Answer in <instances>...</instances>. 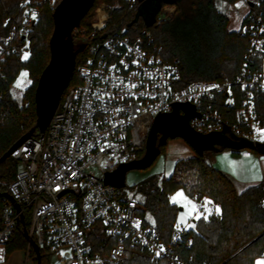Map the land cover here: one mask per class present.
<instances>
[{
	"label": "built area",
	"instance_id": "obj_1",
	"mask_svg": "<svg viewBox=\"0 0 264 264\" xmlns=\"http://www.w3.org/2000/svg\"><path fill=\"white\" fill-rule=\"evenodd\" d=\"M57 1L22 0L21 19L11 16L14 24L0 41V65L7 55L19 52L18 39H28L42 6L55 8ZM240 1L246 21L239 28L249 43L240 73L234 80L188 83H183L179 64L164 56L151 30L132 35L126 28H107L110 9L105 4L97 8L91 28L81 30L80 42L87 46L76 62L77 82L65 89L46 131L27 139L11 155L17 162L9 192L15 201L1 196L0 261L21 228L49 264H119L132 248L147 250L168 264H195L181 252L192 245L187 225H175L170 238L163 239L145 216L144 203L105 177L122 163L140 158L156 116L172 111L176 102L195 105L198 113L191 126L200 133L227 126V135L264 142L257 108L264 69L263 64L250 63L264 60V15L252 11L260 0ZM127 2L134 7L137 0ZM175 11L176 5L166 4L162 19ZM223 94L228 110L238 98L232 117L220 110L218 97ZM197 208L205 211L207 205L198 201ZM31 249L28 241L27 256L34 260Z\"/></svg>",
	"mask_w": 264,
	"mask_h": 264
},
{
	"label": "trees",
	"instance_id": "obj_2",
	"mask_svg": "<svg viewBox=\"0 0 264 264\" xmlns=\"http://www.w3.org/2000/svg\"><path fill=\"white\" fill-rule=\"evenodd\" d=\"M225 1L234 3L237 0ZM21 2L22 0H0V41L14 24L11 16L21 19ZM95 2L92 8H95L97 0ZM117 2L110 8L111 19L107 28H126L132 35L145 28L151 30L156 41L161 44L164 56L179 64L183 83L207 79L234 80L240 73L249 46L247 36L240 28L229 29V17L217 8L214 0H160L151 19H147L139 11L138 0L134 7L127 0ZM166 4L176 5V11L172 17L158 20ZM53 11L54 8L48 3L42 6L28 39L19 37V52L7 55L0 65V157L36 124L35 90L50 59L49 41L54 30ZM252 11L264 15V0L256 3ZM90 12L82 19L81 25ZM245 21L246 18L242 23ZM91 23L88 24V30ZM24 48L29 50L27 59L22 56ZM82 54L80 52L77 55V62ZM250 63L262 67L263 59H255ZM22 66L28 68L32 80L24 96L28 99V104H21L11 92V84ZM75 77L77 75L74 72L70 84ZM236 91L239 98L240 89L236 88ZM218 98L221 100L220 110L232 117L238 98L235 106L229 110L224 102L226 94ZM257 108L264 122L263 91L257 92ZM28 112L29 116L26 115ZM164 146H161L162 151ZM16 175L17 162L10 156L0 164V193L10 192ZM179 186H183L197 202L208 198L220 210L219 214L214 209L208 216L201 215L199 219H192L193 227L189 230L193 237L192 245L181 251L186 257L192 256L195 264H255L257 257L264 256V208L261 206L264 181L240 191L233 178L208 161L204 152L179 160L168 177L159 179L152 176L143 180L139 190L146 209L144 214L146 217L147 213L152 216L153 221L147 219L155 225L165 240L174 231L179 211V206L171 201L169 194ZM2 202L0 196V225ZM27 244L25 233L18 228L15 239L7 245L5 257L0 264H5L13 251L26 248ZM30 254L37 264L36 251L31 249ZM42 264H45L44 258ZM119 264L168 262L165 259H154L147 250L132 248L126 260Z\"/></svg>",
	"mask_w": 264,
	"mask_h": 264
},
{
	"label": "water",
	"instance_id": "obj_3",
	"mask_svg": "<svg viewBox=\"0 0 264 264\" xmlns=\"http://www.w3.org/2000/svg\"><path fill=\"white\" fill-rule=\"evenodd\" d=\"M95 1L61 0L54 8V30L49 41L50 59L39 77L35 90L36 124L0 157V164L9 158L27 139L35 135L36 131L37 133L46 131L60 104L62 95L73 77L77 55L87 46L85 42L75 44V30L81 25L82 19L91 10ZM159 1L157 0L158 3ZM138 17L139 14H137ZM197 113L194 104L176 102L172 111L157 115L147 137L144 156L122 163L116 170L106 174L105 181L118 187L126 186L127 172L131 169H145L151 166L161 154V146L166 145L170 138H183L198 153L215 148L218 144L235 150L264 148V143L255 144L247 139L232 138L226 134L229 129L227 126L222 131L210 134L196 131L191 126V119ZM0 196H6L15 201L9 192L0 193ZM16 205L19 207V204ZM24 233L36 251L37 264H42V256L37 244L26 229Z\"/></svg>",
	"mask_w": 264,
	"mask_h": 264
},
{
	"label": "rangeland",
	"instance_id": "obj_4",
	"mask_svg": "<svg viewBox=\"0 0 264 264\" xmlns=\"http://www.w3.org/2000/svg\"><path fill=\"white\" fill-rule=\"evenodd\" d=\"M214 1L217 8L229 17V29H238L242 22V15L244 13L241 11L242 1L237 0L234 3H230L225 0ZM117 3V0H97L95 8L90 10L91 12L80 26V30L75 33V44L81 43L80 40L83 36L81 33L82 28L88 29V24L96 20L98 7L105 4V6L110 9ZM157 7V0H138V9L147 19L152 18L153 14L157 10ZM163 16L164 15L160 13L158 20L162 19ZM22 56L23 58H25V56L28 58L29 50L24 48ZM24 73H27V75L24 76ZM31 82L32 80L28 68L22 66L11 84V92L21 104H28L29 102L28 99L24 98V96L26 94V88L31 84ZM75 82H77V78L73 80V83L71 84H74ZM26 115L29 116L30 113L28 112ZM228 135L232 138H237L232 134V132H229ZM197 153L198 152L183 138H170L168 143L164 146L161 154L156 158L151 166L145 169H131L127 172L126 186L123 187L124 193L142 201L143 195L139 190V186L143 180L152 176H156L159 179H162L163 176L168 177L173 173L179 160L194 157ZM204 153L208 161L212 162L217 168L235 178L237 181V184L235 183L236 187L240 191L246 188H243L242 185L251 183L254 184L264 180V148L258 150L244 148L235 152L231 148H226L218 144L215 148L205 150ZM144 154L145 151L140 155V157H143ZM92 170L96 173L100 172L98 167H94ZM169 198L172 202H175L179 206L176 225L180 222L182 215L191 213V215H185V223H181L187 225L189 228L193 227L194 222L192 218L201 215L208 216L210 214L208 209H212V213L214 209L216 210L217 208L211 203L210 199L203 198L202 200L205 203L206 201L210 203H207L205 211H198L197 200L194 197H191L183 186H179L176 190L170 193ZM146 215L149 220L153 221L152 216L149 213ZM53 260H55V257ZM257 261H264V256L257 257L255 259V264H257ZM44 263L49 264L48 259L45 258ZM5 264H35V261L27 256L26 248H17L9 255Z\"/></svg>",
	"mask_w": 264,
	"mask_h": 264
},
{
	"label": "snow or ice",
	"instance_id": "obj_5",
	"mask_svg": "<svg viewBox=\"0 0 264 264\" xmlns=\"http://www.w3.org/2000/svg\"><path fill=\"white\" fill-rule=\"evenodd\" d=\"M25 59H27V56H25ZM23 75L26 76L27 73H24ZM181 195H182V194H181ZM207 203H210V202H207V201H206L205 206L207 205ZM211 211H212V209H208V212H209V213H211ZM216 213H217V214L220 213V210H219L218 207L216 208ZM185 215H191V213H186V214H184V215L181 216V220H180V222L177 224V227H178V228L180 227V224H181V223H185ZM196 218L199 219V216H197ZM205 218H206V217H205ZM257 264H264V261H257Z\"/></svg>",
	"mask_w": 264,
	"mask_h": 264
},
{
	"label": "crops",
	"instance_id": "obj_6",
	"mask_svg": "<svg viewBox=\"0 0 264 264\" xmlns=\"http://www.w3.org/2000/svg\"><path fill=\"white\" fill-rule=\"evenodd\" d=\"M233 178V177H232ZM233 180L235 181V183L237 184V181L235 180V178H233ZM264 181V180H263ZM263 181H260V182H258V183H261V182H263ZM257 182L256 183H254V184H258ZM254 184H245V185H242V187L243 188H245V187H247V186H250V185H254ZM26 262V261H25Z\"/></svg>",
	"mask_w": 264,
	"mask_h": 264
}]
</instances>
